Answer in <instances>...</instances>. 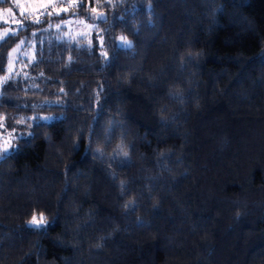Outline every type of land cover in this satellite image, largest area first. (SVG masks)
I'll use <instances>...</instances> for the list:
<instances>
[{
    "label": "trees",
    "instance_id": "obj_1",
    "mask_svg": "<svg viewBox=\"0 0 264 264\" xmlns=\"http://www.w3.org/2000/svg\"><path fill=\"white\" fill-rule=\"evenodd\" d=\"M78 3L21 13L0 44V78L31 48L0 85L24 134L0 162V264H264V0ZM67 18L104 46L55 35ZM35 114L56 119L16 123Z\"/></svg>",
    "mask_w": 264,
    "mask_h": 264
},
{
    "label": "snow or ice",
    "instance_id": "obj_2",
    "mask_svg": "<svg viewBox=\"0 0 264 264\" xmlns=\"http://www.w3.org/2000/svg\"><path fill=\"white\" fill-rule=\"evenodd\" d=\"M0 2H4V0H0ZM83 5V0H80V3L76 4V7H82ZM150 6V5H149ZM7 11H11V9H8ZM63 11H68L67 8L63 9ZM93 11H95V9H93ZM59 15L60 12L57 11L55 13H49L46 10V6H45V10L41 11L40 15ZM98 20L104 21L106 19V17L104 16L103 13H99L96 17ZM32 23L34 24H39L41 23V20L39 19V17H37L35 20L32 21ZM17 24V28L15 30H6L3 33H0V44H3L4 42H6L8 39L14 37L15 35H17V33L19 32V30L21 28H25L27 27V25L21 24L20 21H16ZM57 28L60 27V25H56ZM91 27V26H90ZM33 35H35V33H33ZM24 41H21L20 44H18L16 46V48L12 49V51L9 53V73H11L12 71V62H13V53L17 52L21 46V44H23ZM100 46L103 47L104 46V40L103 37H101L100 39ZM89 47H92L91 45V41H89ZM132 47V42L124 35H121L119 37L116 38V43H115V49L113 52V55L115 54V50H120V49H127V48H131ZM101 55L104 57L105 62H108L109 57H108V53L107 52H101ZM35 59V57L33 56V60ZM71 57H69V61H71ZM2 70V69H0ZM10 79V77L6 76L4 78H0V85L6 84L8 82V80ZM61 93H64V89L61 88L59 90ZM2 95V94H0ZM45 103H50V102H45ZM57 104H60V101L56 102ZM33 108L37 107L36 105L32 106ZM7 119L6 116L0 115V129H3L5 132L7 131L6 125L4 123V121ZM56 119L55 116L52 115H46V116H40L39 114H35L33 116L30 117H21L20 119H18L16 121L17 124H25L27 120H31L33 123L31 125H29L30 127H35L38 126L39 123L45 122V121H50V120H54ZM29 137L32 135L31 132H29L27 134ZM24 134L23 133H16L15 129H13L12 132L7 133V138H5L4 132H0V162H3L4 160L8 159L14 152H16L18 150V145L13 143L14 140L16 139H20L23 138ZM75 147V145H74ZM96 155H98L99 157L103 158V153L101 152L100 149L96 150ZM119 155V153L114 152L110 159L112 161H115L119 164H123L128 162V153L127 152H123L122 156L123 159L122 160H117V156ZM115 174H113L114 176ZM126 189V184H124L123 182H121V194L124 193V190ZM126 210L128 211H135L136 205L134 202H129L125 205ZM139 223H143V220L141 218H137ZM48 221L45 219L43 214H40L39 218L34 214L32 216V218L27 221V228L30 230H34V231H43L44 229H46V227L48 226Z\"/></svg>",
    "mask_w": 264,
    "mask_h": 264
},
{
    "label": "rangeland",
    "instance_id": "obj_3",
    "mask_svg": "<svg viewBox=\"0 0 264 264\" xmlns=\"http://www.w3.org/2000/svg\"><path fill=\"white\" fill-rule=\"evenodd\" d=\"M56 1L57 0H11V7H0V23H3V26L0 28V33L5 32L6 30H15L17 28L16 16H20L21 13H28V12H37L38 10H49V7H52L54 10H59L62 7L60 5L59 7H56ZM62 1V0H58ZM66 2H71L75 0H64ZM59 4V2H58ZM8 9H11V11H7ZM17 11V12H16ZM94 23L89 21H83V20H76L72 18H67L66 20L60 22L59 28L56 27V25L53 26L54 34L58 37H67V38H73V39H79L82 38L86 43L89 44V41H91V44L93 41H99L100 43V33L95 29L94 30ZM91 26V27H90ZM30 42H27V44ZM24 43L21 44L19 50L15 53H13V62H12V71L11 73L16 71V63L18 64V69H24L26 63L23 62V58L28 55V53L31 52L30 47L27 46ZM25 45V46H24ZM31 45V44H30ZM32 46V45H31ZM16 48V47H15ZM30 55V54H29ZM9 62L7 67L6 76H8L9 73ZM2 76V78H4ZM13 130H7L4 132L5 138H7V133L12 132ZM2 132V131H0ZM16 133H23L20 131H16ZM15 141V140H14ZM13 141V143H14ZM39 218V217H38Z\"/></svg>",
    "mask_w": 264,
    "mask_h": 264
}]
</instances>
